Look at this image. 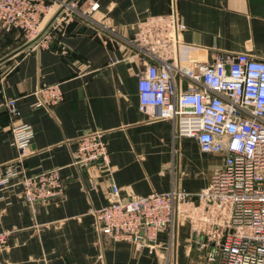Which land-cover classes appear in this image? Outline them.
I'll return each instance as SVG.
<instances>
[{
    "label": "crops",
    "instance_id": "crops-1",
    "mask_svg": "<svg viewBox=\"0 0 264 264\" xmlns=\"http://www.w3.org/2000/svg\"><path fill=\"white\" fill-rule=\"evenodd\" d=\"M89 1L94 2L92 22L75 16L58 22L48 29L47 46L32 44L15 52L26 41L17 29L0 28V165L17 153L3 106L5 99L15 98L20 122L33 130L24 160L27 174L58 168L64 180L61 198L32 206L17 186L0 192V229L11 230L0 264H216L212 232L225 224L228 209L208 214L197 193L224 154L201 151L193 137L174 138L170 119L139 110L137 75L146 58L131 42L137 43L142 25L154 20L163 23L155 27L156 36L175 32L173 63H211L225 53L263 58L264 0ZM172 8L183 25L177 31L169 23ZM103 20L113 34L98 26ZM156 51L165 53L158 45ZM175 80L180 89L188 85L183 76ZM41 83H58L62 99L50 107L37 105L34 91ZM97 130L105 132L110 174L71 165L76 138ZM110 183L121 197L175 185L190 194L193 216L178 217L172 237L158 231L153 246L100 236L91 210L108 202ZM210 253L214 261L207 260Z\"/></svg>",
    "mask_w": 264,
    "mask_h": 264
},
{
    "label": "built area",
    "instance_id": "built-area-1",
    "mask_svg": "<svg viewBox=\"0 0 264 264\" xmlns=\"http://www.w3.org/2000/svg\"><path fill=\"white\" fill-rule=\"evenodd\" d=\"M60 6L63 8L49 28L74 16L92 22L94 2L89 0H0V28L17 29L27 41ZM97 23L114 33L106 20ZM169 23L176 31L183 28L176 22L173 8ZM162 25L154 20L142 25L138 42H131L146 58L144 71L137 75L138 108L150 118L170 119L174 138L193 137L201 151L224 154L222 165L197 193V199L209 208L208 214L224 206L228 209L225 224L212 232L218 251L216 264H264V57L225 53L217 54L211 63H173L170 57L174 46L170 45L177 43V37L175 32L173 36L162 32L156 36L155 27ZM48 29L36 46L48 45ZM156 45L165 53L157 52ZM176 75L188 81L185 88L177 86ZM34 93L40 106L50 107L62 99L58 83H41ZM3 106L12 120L10 131L17 153L0 165V192L17 186L18 195L31 206L61 198L64 180L58 168L27 174L24 160L33 130L20 122L15 98L5 99ZM104 134L97 130L79 135L71 165L78 169L95 166L110 174ZM109 188L108 202L91 210L100 236L153 246L158 231L167 230L172 237L178 217L192 218L194 213L190 194L175 185L165 192L126 197H121L115 184L110 183ZM10 232L0 229V250L6 246ZM207 260L214 261V255L210 253Z\"/></svg>",
    "mask_w": 264,
    "mask_h": 264
},
{
    "label": "water",
    "instance_id": "water-1",
    "mask_svg": "<svg viewBox=\"0 0 264 264\" xmlns=\"http://www.w3.org/2000/svg\"><path fill=\"white\" fill-rule=\"evenodd\" d=\"M69 0H66V2H68ZM62 6H60L59 8H57L55 10V12L50 16V18L46 21V23L42 26V28L40 29V31L31 39L27 40L26 42H24L22 44V46L20 48H18L15 52L28 47L32 44H34L42 35L43 33L50 27V25L52 24V22L54 21V19L57 17V15L60 13V11L62 10ZM14 52V53H15ZM177 76V75H176Z\"/></svg>",
    "mask_w": 264,
    "mask_h": 264
},
{
    "label": "rangeland",
    "instance_id": "rangeland-1",
    "mask_svg": "<svg viewBox=\"0 0 264 264\" xmlns=\"http://www.w3.org/2000/svg\"><path fill=\"white\" fill-rule=\"evenodd\" d=\"M24 39V38H23ZM25 40V39H24ZM35 44V43H34Z\"/></svg>",
    "mask_w": 264,
    "mask_h": 264
}]
</instances>
